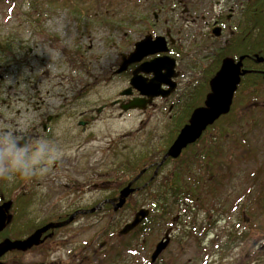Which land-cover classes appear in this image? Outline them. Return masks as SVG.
<instances>
[{"label":"rangeland","instance_id":"rangeland-1","mask_svg":"<svg viewBox=\"0 0 264 264\" xmlns=\"http://www.w3.org/2000/svg\"><path fill=\"white\" fill-rule=\"evenodd\" d=\"M138 3L139 0L0 1V42L7 39L11 44L9 50L4 48L0 53V133L10 134L14 126L19 125L16 130L23 134L27 122L38 116L65 111L63 118H67L77 113L75 109L92 110L105 99L114 97L126 77L106 82L110 75L106 72L117 67L122 53H126V32L130 42L141 35L142 25L139 21L135 23L141 15L140 8L135 7ZM142 3L145 6L150 1L142 0ZM197 35L207 41L205 30L197 29ZM258 101L264 102V90ZM162 110L151 108L142 124L139 111L128 112L125 116L126 135L137 130L144 134L142 139L137 136L135 141L142 151L157 150L153 145L170 135V129L164 128L163 115L167 114ZM250 110L257 111L243 116L238 106L230 118L219 123L221 134L226 136L222 176L212 164L210 177L216 175L215 179H206L200 185L197 182L195 187L182 185L175 198L167 196L176 204L182 201L180 206L173 208L174 222L161 220L163 212L154 202L159 205L155 197L169 187L164 183L175 164L167 167L146 193L131 197L129 204L114 214V218H83L79 225L67 229L70 234L65 246L67 260L71 259L77 238L79 259L76 264H110L113 249L126 239V258L116 264H151L156 245L168 233L170 245L154 264H264V213L255 201L264 191V109L251 107ZM108 114L105 112L102 115L105 119L98 123L97 140L84 143L82 147L91 151L105 147V128L110 130V122L113 123L112 131L121 134L125 123L121 119L112 121ZM154 115L156 119L148 125ZM216 133L210 142L215 147L221 135ZM59 145L53 144L54 147ZM208 150L211 152L210 146ZM216 158L213 160L219 163ZM193 174V180L202 179L196 169ZM59 175L58 170L47 171L44 179H53L58 184ZM183 180L187 182L185 176ZM3 185L0 191L7 192L9 198L17 189H26L9 182ZM49 185H39L38 190L43 193ZM53 201L55 203L44 202L41 206L42 211L50 212L48 216L60 212L67 203L59 202L58 198ZM140 208L150 210V219L145 221L144 228L140 230V226L126 238L119 236V231L133 220ZM46 218L44 215L39 219L43 222ZM107 227L112 230H106ZM233 228L239 230L238 234ZM103 234L107 236H101ZM217 236L226 243L222 254L212 248V240ZM93 240L97 243L88 247ZM105 241L107 244L102 247ZM94 249H98L97 254H93ZM27 259L26 263L30 258Z\"/></svg>","mask_w":264,"mask_h":264},{"label":"flooded vegetation","instance_id":"flooded-vegetation-1","mask_svg":"<svg viewBox=\"0 0 264 264\" xmlns=\"http://www.w3.org/2000/svg\"><path fill=\"white\" fill-rule=\"evenodd\" d=\"M149 1L150 3H146L145 6L142 0L135 5L140 8L141 15L135 23L139 21V25H142L139 29L141 35L134 42H130L129 34L126 32V53H122L117 67H112L106 72V75L110 74L106 82L126 77L123 86L116 91L114 97L105 99L102 104L92 110L75 109L77 113L67 118H63L65 111L56 115L49 113L46 116H38L32 122H27L26 132L23 134H18L19 131L16 130L19 125L14 126L11 134L21 144H27L30 150L36 147L38 141L47 140L52 145L60 144V147H55L60 152V156L46 165L45 170L40 172L41 175L37 173L30 179H22L23 177L17 175L13 181H0V186H5L3 184L9 182L11 185L16 184L18 188L26 187L25 190L14 191L12 198L7 197V192L0 191L1 207L11 202L5 213L7 217L5 228L0 231V244L5 240L12 242L25 240L49 223H61L70 218L73 219L60 228H51L43 233L40 244L27 251L5 252L0 256V264H76L79 259L77 238L74 239L75 245L71 251V259L68 261L66 257L65 246L70 237L67 229L79 225L83 218L87 220L91 217L94 220L114 218V214L129 204L131 197L146 193L147 189L163 175L166 168L173 167V164L176 166L166 177L164 185L173 188L170 196L174 195V198L177 195L174 193H178L182 185L195 187L197 182L200 185L206 179H215L216 175L210 177L212 164L215 169H218L221 177L225 166L224 139L226 140V136L224 134L219 136L217 147L214 144L210 145L211 136L214 140L217 135L216 126L220 125L224 119H228L223 118L224 116L233 113L231 111L234 103H236L234 112L238 106H241L243 114L257 111L250 110V107L264 109V102L258 101L263 94L264 83L260 84L262 92H259L258 85L250 87L252 92L257 91L255 89L258 88L259 94H256L255 99L243 100L244 94H237L240 82L230 112L208 126L202 136L184 148L177 158L168 157L163 162L164 156L181 130L189 124L193 112L205 106L207 96L211 92L210 81L218 73L226 58H231L237 63L244 57L242 70L249 71L246 75L255 74L264 79V0ZM197 29L205 30L206 42L197 35ZM147 36L152 41L158 37L163 38L165 50L144 56L141 60L130 63L125 72L116 73L121 65L122 56L133 53L136 43ZM158 59L164 63L163 69L159 72L161 94L150 99L142 95L131 82L134 73L144 63ZM260 59L263 60L260 61ZM246 75L242 76V79ZM137 76L149 82L154 78V73L140 71ZM170 90L168 95H164ZM127 91L129 95L126 94ZM252 96L255 95L252 94ZM134 98H142L150 102H147L144 109L123 110L122 107ZM244 101L245 104H243ZM153 107L158 111L164 109L162 111L167 114L163 115L166 119L164 128L168 127L171 132L168 139L153 145L157 150L142 151L135 141L138 139L137 136L142 139L144 134L137 130L129 131L126 135L125 116L128 112L139 111L140 124H142L145 114ZM105 112L109 113L108 116H111L109 119L112 121L121 119L122 123H125L123 131L121 134L112 131L113 123L110 122V130L105 128V134H107L104 137L105 147L92 151L85 149L82 147L84 143L97 140L98 123H102L105 119L102 117ZM156 117L157 115H154L148 125L152 124ZM5 129L8 128L5 127ZM209 146L212 153L208 150ZM152 154L156 157H152ZM215 156L219 159V163L213 160ZM193 169L198 171L202 178L200 181L193 180ZM54 170L60 172L61 179L57 181L58 184H55L53 179L50 181L44 179L47 171ZM184 176L187 182H184ZM47 183H50L49 189L41 193L38 186ZM128 186L134 189V192L127 198L123 208L115 211L114 207L119 203L121 192ZM197 196L200 198L199 195ZM54 198H58L63 204L65 201L67 203L60 212H52L48 216L50 212L42 211L41 206L44 202L55 203ZM159 200L161 197L157 195L155 201ZM181 202L180 199L179 204H182ZM44 215L47 218L42 222L39 218H43ZM106 230L112 229L107 227ZM120 231L119 236L126 238V234H121ZM60 233L62 237L58 238ZM101 236H107V234ZM95 243H97L96 240L91 241L88 247ZM106 244L105 241L102 247ZM118 246L113 249V255L109 256L110 264L111 262L116 264L121 258H126L124 252L126 239L122 240ZM97 250L94 249L93 254H97ZM68 254H70L69 251ZM27 258H30L28 263L25 262Z\"/></svg>","mask_w":264,"mask_h":264},{"label":"water","instance_id":"water-1","mask_svg":"<svg viewBox=\"0 0 264 264\" xmlns=\"http://www.w3.org/2000/svg\"><path fill=\"white\" fill-rule=\"evenodd\" d=\"M162 39L163 38L158 37L156 38V40L152 41L151 39H149V36H147L145 39L136 43V48L133 53H131L129 56H122L121 65L116 73L120 74L122 72H125L130 63L139 61L144 56L165 50L163 48L164 42ZM243 59L244 57H242V59H240L237 63L231 58H226L223 61L220 70L210 81L211 92L207 96L205 106L197 108L193 112L189 124H187L181 130L176 141L164 156L162 160L163 162L168 157L177 158L184 148H186L189 144H193L202 136L203 132L208 126L213 125L221 116L227 115L230 112L234 95L241 82L242 76L246 75L249 72L247 70H242ZM262 60L263 59H260V61ZM163 65L164 63H162L161 59L153 60L149 63H144L143 66L134 73V77L131 82L132 86L140 91L142 95L150 97V99L159 96L161 94L159 91V72L163 69ZM140 71H145L147 73L153 72L154 78L149 82H145L143 79H139V76H137L138 72ZM170 92L171 90L165 92L164 95H168ZM126 94L129 95V91H127ZM147 102L150 101H146L142 98H134L122 108L126 111L144 109L148 104ZM100 110L101 108L99 109V111ZM132 192H134V189H131L129 186L123 189L120 195L119 203H117L114 207L115 211L123 208V206L126 204L127 198ZM10 205L11 202L2 206L4 207V210H2V207L0 206V231L5 228L7 221L5 213L9 209ZM149 214V209L141 208L135 214L133 220L127 223L120 231V233L127 235L128 233L136 229L149 216ZM72 219L73 218H70L69 220L61 223H49L37 230L34 234H32L25 240H18L14 242L5 240L0 244V256L5 252L11 250L27 251L33 246L40 244V239L43 233L51 228H60L71 222ZM169 244L170 236L167 233L165 238L156 245V248L151 256L152 264L157 261L160 255L168 248Z\"/></svg>","mask_w":264,"mask_h":264},{"label":"clouds","instance_id":"clouds-1","mask_svg":"<svg viewBox=\"0 0 264 264\" xmlns=\"http://www.w3.org/2000/svg\"><path fill=\"white\" fill-rule=\"evenodd\" d=\"M59 156L60 152L47 140L38 141L30 150L11 133H0V179L13 181L17 175L30 179Z\"/></svg>","mask_w":264,"mask_h":264},{"label":"trees","instance_id":"trees-1","mask_svg":"<svg viewBox=\"0 0 264 264\" xmlns=\"http://www.w3.org/2000/svg\"><path fill=\"white\" fill-rule=\"evenodd\" d=\"M0 1L4 2L5 0H0ZM1 45H2V47H1ZM10 45L11 44H10V42L7 39L1 41L0 42V53L4 51V48L9 50ZM262 83H264V79L261 76L255 75V74L246 75L245 77H243V79L241 81V85H240V88H239L237 94L238 95H241V94L243 95L244 94L243 100L255 99L256 98V94H259V92H262L260 90V84H262ZM254 85H258L259 86V92H258V88L255 89L257 91H254V92L251 91L250 87L254 86ZM252 94L255 95V96H252ZM248 102H250V101H248ZM248 102H246V103H248ZM243 104H245V101H244ZM235 106H236V103H234L233 110L231 111L233 113L235 111ZM250 109H251V107H250ZM246 114L247 113H244L243 116H245ZM231 115H232V113L228 114L227 116H224L223 118H230ZM216 129L221 134L222 129H221L220 125H217ZM19 179H20V177H19ZM2 180L3 179H0L1 182H2ZM172 190H173L172 187H168V188H166L165 191H162L160 194L158 192V196L161 197V200L158 201L159 205L154 202V204H155L154 206L155 207L159 206L158 209L163 212V214H161V217H160L161 220H170L171 219V222L172 221L174 222V216H172L173 208L175 207V205L180 206L181 204H179V203L176 204V201L171 202L170 198L167 197L168 195H170L172 193ZM174 194L176 195L177 193H174ZM162 196H164V197H162ZM255 201H258L259 206H260V211L262 213H264V191L261 192V195L258 196V198L255 199ZM250 214L254 215V213H250ZM149 219H150V217L148 218V220ZM144 226H145V222L140 227V230L143 229ZM152 226H153V224H152ZM137 230L135 232H137ZM234 231L236 232V234H238L239 230L235 228ZM234 234L235 233H230L229 235H234ZM244 235L246 236V234H244ZM212 243H213L212 248L218 249L217 252H220V254H222V251L226 249V243L225 244L222 243L221 237L217 236V238L215 240H212ZM204 250H206V249H204ZM200 253H202V252H200ZM204 254H206V253H204Z\"/></svg>","mask_w":264,"mask_h":264}]
</instances>
